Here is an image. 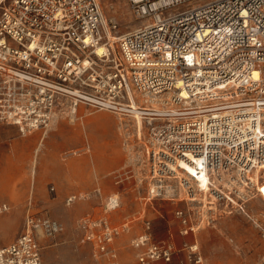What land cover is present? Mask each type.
Listing matches in <instances>:
<instances>
[{
  "label": "built area",
  "instance_id": "1",
  "mask_svg": "<svg viewBox=\"0 0 264 264\" xmlns=\"http://www.w3.org/2000/svg\"><path fill=\"white\" fill-rule=\"evenodd\" d=\"M195 1L129 0L135 18L147 23L113 42L117 24L105 19L99 0H12L0 10V121L26 134L48 127L66 103L74 114L83 104L131 117L135 102L148 131L151 195L173 199L171 182L182 179L191 197L197 178L185 164L207 175L210 211L228 199L224 184L248 197L235 185L245 180L253 191L250 177L264 164V0L187 7ZM119 205L111 198L106 207ZM176 216L185 233L194 230L183 211ZM82 225L85 240L118 264L107 248L118 229L92 218ZM39 231L55 238L64 226L28 214L20 237L0 249V263L43 264ZM135 246L145 249L139 264L173 261L171 245L152 243L149 234ZM195 260L202 264L201 256Z\"/></svg>",
  "mask_w": 264,
  "mask_h": 264
},
{
  "label": "rangeland",
  "instance_id": "2",
  "mask_svg": "<svg viewBox=\"0 0 264 264\" xmlns=\"http://www.w3.org/2000/svg\"><path fill=\"white\" fill-rule=\"evenodd\" d=\"M11 1H4L0 10ZM99 2L105 19L117 24L112 38L147 23L135 18L129 0ZM69 106L58 108L48 127L31 133L22 134L17 125L0 121V206L7 207L0 213V249L14 243L23 233L26 216L35 214L64 226L55 238L38 232L43 264L109 263L108 256L85 240L86 218L105 220L118 229L107 245L118 264H139L145 249L136 247L135 241L144 233L152 243L171 245V264H197L196 256L202 257V264H264V198L257 188L264 183V172L259 182L253 176L256 171L251 175L253 191L243 180L237 181L235 188L248 196L243 199L233 196L230 183L224 184L221 190L228 199L222 206L215 202V211L206 208L202 213L201 204L189 201L179 180L171 182L177 194L173 199L151 195L145 123L138 135L134 116L83 104L74 114ZM55 129L59 132L51 137ZM29 140L30 146L24 148L22 143ZM209 196L208 202L215 200ZM111 198L120 205L109 210ZM177 211H183L194 230L185 233L187 226ZM9 236L13 238L8 240Z\"/></svg>",
  "mask_w": 264,
  "mask_h": 264
},
{
  "label": "bare ground",
  "instance_id": "3",
  "mask_svg": "<svg viewBox=\"0 0 264 264\" xmlns=\"http://www.w3.org/2000/svg\"><path fill=\"white\" fill-rule=\"evenodd\" d=\"M4 1H6V0H0V6L3 4ZM116 39L118 40V37L112 38V41H115ZM103 52H104V47L103 46L98 47L97 53L99 55H101ZM133 107L136 110L135 115H134V117H135L134 123H135V127L137 129L138 135H140L142 132V129L144 127V122H143V120L139 114V112H140L139 110L141 107L138 104H136L135 102L133 103ZM59 115H60V113H59ZM58 132H59V129H55L54 133L52 134L51 137H54ZM45 138L46 137L43 138L42 144L44 143ZM22 145L24 148L25 147L27 148L28 146H30V140L27 142H23ZM196 162L198 164H201L199 160H196ZM182 168L187 169V172L190 174V177L197 178V179L192 180L193 183L195 184V187L193 186L194 187V189H192L193 194H191L189 201L190 202H198L199 204H201L200 208L202 209V213H203V209L209 208V204H210V202H208V199H207L208 194L210 193L209 179L205 173H197L193 167L186 166L185 164H182ZM262 172H264V164L261 168H258L256 170V172H254L253 176H255L258 179V182H259V177H260ZM180 182L182 183V179H180ZM243 182L246 183L245 180H243ZM182 185H183L184 189L188 190V187H186L187 186L186 184H182ZM257 188H258L259 194L264 198V183L260 186H257ZM204 213H205V211H204Z\"/></svg>",
  "mask_w": 264,
  "mask_h": 264
},
{
  "label": "crops",
  "instance_id": "4",
  "mask_svg": "<svg viewBox=\"0 0 264 264\" xmlns=\"http://www.w3.org/2000/svg\"><path fill=\"white\" fill-rule=\"evenodd\" d=\"M13 238V236H9L8 240H11Z\"/></svg>",
  "mask_w": 264,
  "mask_h": 264
}]
</instances>
